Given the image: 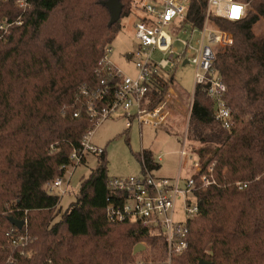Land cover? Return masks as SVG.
Here are the masks:
<instances>
[{"label": "trees", "instance_id": "trees-1", "mask_svg": "<svg viewBox=\"0 0 264 264\" xmlns=\"http://www.w3.org/2000/svg\"><path fill=\"white\" fill-rule=\"evenodd\" d=\"M105 1L29 0L25 12L14 0L0 6L7 21L20 19L0 39V264H136L133 249L142 242L153 246L157 264L166 257L162 236L133 222L107 220L115 195L107 187L105 150L82 159L86 165L95 157L96 167L65 211L59 197L46 191L92 127L76 94L95 84L103 50L120 29L119 23L108 26ZM131 1L120 0V20L132 13ZM246 1L240 21L212 17L234 38L214 64L227 89L232 126L221 128L205 89L197 87L188 138L200 146L202 172L192 176L197 181L213 166L215 183L194 191L199 212L186 223L188 249L175 264H264V28L254 32L264 23V0ZM205 8L206 0H189L186 21L201 27ZM172 82L159 79L150 89L149 108L163 100ZM135 158L141 173L143 165L159 168L148 150ZM238 183L246 187L239 189ZM19 216L27 220L28 240L12 245L5 233Z\"/></svg>", "mask_w": 264, "mask_h": 264}, {"label": "built area", "instance_id": "built-area-1", "mask_svg": "<svg viewBox=\"0 0 264 264\" xmlns=\"http://www.w3.org/2000/svg\"><path fill=\"white\" fill-rule=\"evenodd\" d=\"M9 1L0 0V6ZM14 3L22 12L29 8V0H14ZM248 5L246 0H206L202 26L196 27L192 22L186 21L189 0H134L132 12L137 15L134 24L137 49L129 55V59L133 61L137 74L134 78L123 76L110 62L112 48L109 45L104 48L94 72L95 84L79 87L76 94L85 107L92 127L82 138L80 146L72 150L70 164L60 168L63 174L48 183L46 191L55 195L57 190L65 195L69 179L64 178V175L68 169L79 166L87 154L103 153V149L93 146L90 141L94 130L109 118L126 119L127 128L131 127L132 119H136L142 126L157 128L164 125L169 115L166 103L161 101L155 107L148 108L147 94L150 89L157 87L159 79H173L170 71L180 66H194L195 89H205L213 104L214 120L222 129H230L232 116L225 101L227 89L214 64L218 50L232 46L233 39L225 30L219 28L212 17L229 22L240 21L245 16ZM237 8L240 9L238 16L234 13ZM16 25H20L19 18L9 22L0 15V39L8 35L10 29ZM155 53L160 55L159 59H155ZM143 103L147 106L143 107ZM78 116V113L74 114L75 118ZM50 151L53 152L54 147ZM178 155L180 169L174 181L154 176L143 165L144 170L140 177L111 178L107 184L108 189L115 195V199L109 200L106 208L107 220L112 224L133 222L154 235L160 229L166 248V257L161 262L163 264H175L174 258L188 249L186 223L199 212L194 197V191L200 188L196 180L193 176L186 178L180 186V170L189 171L191 165L196 174L200 172L199 157L188 151L186 136ZM154 160L157 163L162 158L158 156ZM212 169L210 166L207 175L200 177L203 190L215 183L209 178ZM238 187L243 189L246 185L239 183ZM187 195L193 199L186 201L185 214L188 219L184 225L176 224L173 220L175 202L179 197L184 198ZM15 220L23 223L22 228L14 226L5 236L12 245H23L27 242V236L22 234L23 231L27 232V220L20 219V216ZM149 248L147 246V250ZM159 262L160 260L157 261ZM135 263L152 264L141 259Z\"/></svg>", "mask_w": 264, "mask_h": 264}, {"label": "rangeland", "instance_id": "rangeland-1", "mask_svg": "<svg viewBox=\"0 0 264 264\" xmlns=\"http://www.w3.org/2000/svg\"><path fill=\"white\" fill-rule=\"evenodd\" d=\"M133 2L134 0L130 4L131 9ZM127 16L121 18L120 29L115 33L112 42L109 44L112 48L110 62L116 69L121 71L123 76L134 78L137 70L128 55L134 53L137 49V42L134 37V24L137 21V15L132 12L130 16ZM263 28L264 23L260 22L254 27V32L259 33ZM225 31L232 37L234 43L232 32ZM225 49L218 51H224ZM154 57L159 59L160 55L155 53ZM194 72V66L191 64L180 66L170 71V74L174 76V80L170 83L162 100V102L166 103V109L169 113L164 125L157 128L142 126L138 124L136 119H132L131 127L127 128L126 119L109 118L94 130L90 143L105 150L109 179L140 177L142 175L141 166L136 160L135 154L148 150L155 159L158 156L162 158L160 162H157L160 167L152 171V174L156 177L168 178L174 181L179 174L180 160L178 153L182 148L185 136L188 151L192 155L198 156L196 150L200 146L197 143H191L188 138V123L193 101L192 95H194L195 91ZM148 100L150 101V99ZM146 106L147 104L143 103V107ZM88 159L86 165L80 164L75 169L70 168L64 175V178L69 179V187L65 195H61L57 190L55 191V195L60 199L59 205L62 212L75 201L80 182L87 178L90 171L96 167L95 157L92 156ZM200 172H202L201 167ZM180 173V186H182L184 179L192 177L194 173L196 174V171L190 165L189 171L183 169L180 170ZM206 175L207 173H205ZM201 176H203V173L199 176L196 183L200 187L199 190L203 191L201 189ZM209 178L211 179L210 176ZM186 201H193V199L190 195H187L184 198L179 197L175 202L173 220L176 224L184 225L188 219L185 214ZM54 221H58V217ZM22 234L26 235L28 240L27 232L23 231ZM160 234L161 230L157 229L155 235L160 237ZM139 244L143 245L144 248L135 254L133 253L135 261L141 259L147 263L156 264L159 258H156L153 246L143 242ZM147 246L150 247L148 250ZM24 255L27 256L28 254L24 252Z\"/></svg>", "mask_w": 264, "mask_h": 264}, {"label": "water", "instance_id": "water-1", "mask_svg": "<svg viewBox=\"0 0 264 264\" xmlns=\"http://www.w3.org/2000/svg\"><path fill=\"white\" fill-rule=\"evenodd\" d=\"M103 5L107 8L109 15H110L108 26H112L115 23H120V17L122 14V5L120 3V0H106L105 2H103ZM128 58H129V55H128ZM12 223L18 229H21L23 226V223L18 222L16 220L13 221ZM142 248H144L143 245L137 244L133 249V253L135 254L141 251ZM198 264H209V263L200 261Z\"/></svg>", "mask_w": 264, "mask_h": 264}, {"label": "snow or ice", "instance_id": "snow-or-ice-1", "mask_svg": "<svg viewBox=\"0 0 264 264\" xmlns=\"http://www.w3.org/2000/svg\"><path fill=\"white\" fill-rule=\"evenodd\" d=\"M239 11H240V9L237 8V9L234 10V13L237 14V16H238Z\"/></svg>", "mask_w": 264, "mask_h": 264}, {"label": "crops", "instance_id": "crops-1", "mask_svg": "<svg viewBox=\"0 0 264 264\" xmlns=\"http://www.w3.org/2000/svg\"><path fill=\"white\" fill-rule=\"evenodd\" d=\"M158 164V163H157ZM158 166H159V164H158ZM160 167V166H159Z\"/></svg>", "mask_w": 264, "mask_h": 264}]
</instances>
